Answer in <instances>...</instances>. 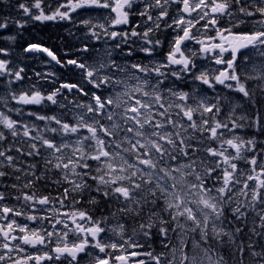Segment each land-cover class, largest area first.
<instances>
[{"label":"snow or ice","instance_id":"1","mask_svg":"<svg viewBox=\"0 0 264 264\" xmlns=\"http://www.w3.org/2000/svg\"><path fill=\"white\" fill-rule=\"evenodd\" d=\"M173 3L179 15L170 17ZM42 4L43 0H34L19 3L18 8L40 22L69 20L80 9L114 13L103 22L83 19L80 23L91 40L116 43L102 52L86 45L78 51L95 52V57L63 62L48 47L30 44L24 49L44 53L61 67L74 66L81 79L63 82L46 95L35 86L12 95L19 105L49 102L66 109L61 115L28 112L45 122L43 128L0 112V180L10 178L12 183L5 188L15 189V199L23 201L19 208L0 204V221H6L0 223L4 241L0 264H43L61 258L67 264H81L85 257L90 258L88 264H145L132 260L137 256H148L153 264H224L220 255L213 261L211 252L225 243V237L234 248L236 264L245 259L264 264V147L257 151L254 139L235 134L243 127L238 120L244 119L242 115L231 119L235 108L228 119L218 118L221 100L231 101L217 89L223 86L249 102L253 88L264 94V0H64L50 14ZM130 17L141 18V23ZM202 21L201 28H211L214 35L205 39L192 32ZM161 22L175 33L163 60L149 66L118 59L133 56L137 48L153 55L162 44L152 37L161 30ZM130 23L127 30H116ZM8 27L7 19L0 22V29ZM186 42L200 47L191 49ZM124 45L129 46L127 52ZM0 54L7 56L8 50L0 48ZM198 55L222 67L197 70ZM9 64L0 59V76L10 77L9 84L23 81L25 69ZM36 75L43 79L54 73ZM169 80H191L206 89L185 91L166 83ZM58 96L67 103H60ZM249 126L264 133L259 118ZM51 173L57 178H50ZM38 182L57 188L58 194L38 196ZM4 200L5 192L0 191V201ZM81 202H103L108 211L94 219L87 209L75 207ZM129 215L138 218L133 234L143 237V242L126 235L121 219ZM18 216L38 222V227L18 223L14 218ZM113 219L116 222L110 225ZM70 233L75 237L71 243ZM241 233L244 237L237 243ZM111 234L119 240L113 242ZM154 238L167 251L155 255L128 251L150 248ZM10 241L20 243L10 246ZM24 245L37 252L26 253ZM37 246L46 250L41 252ZM14 252L26 255L14 258Z\"/></svg>","mask_w":264,"mask_h":264},{"label":"rangeland","instance_id":"2","mask_svg":"<svg viewBox=\"0 0 264 264\" xmlns=\"http://www.w3.org/2000/svg\"><path fill=\"white\" fill-rule=\"evenodd\" d=\"M45 1V0H44ZM32 2H34V0H9V2L7 4L0 2L1 6L3 9H1V11H6L9 12L6 14V16H8V18H11V23H10V36L9 37H14V39H6L8 36H6V31L4 29H0V42H2V45L0 47L2 48H9L11 49L12 47H16V44L18 40L23 39L25 37V35L27 34L26 31L27 29L31 26V25H35V24H41V23H57V24H61L63 26V30L65 32L66 37L69 39V41L71 43H78L79 41L83 40V39H90V34L88 33L87 28L80 23L81 20L83 19H90L92 20L94 23L96 21H102L105 16H102L100 18V16L98 15V13H94V12H90V13H85L84 16H82L79 12L80 10H77V12H73L71 13V18L69 20H56V21H47V22H40V21H35L33 19H31L28 16H25L22 12V10H20L18 8V4L19 3H27V4H31ZM57 3H62V0H55L53 3H51V0H47L46 3L42 4V7L44 8V11L46 14H50L51 11H53L57 5ZM48 5H51L50 10L48 8ZM65 9H61V11H64ZM106 13H103V15H105ZM193 15H195V13H193ZM138 17H135L134 20H137ZM139 23H141V20H138ZM204 22L202 21L201 24H203ZM19 24H23V27H20ZM201 24H197L195 28L192 29L193 33H197L198 30L200 32V37H203L204 34H209V29H203L201 28ZM65 27H68L67 29H64ZM198 28V29H196ZM173 32L172 30L170 31V33L167 36V40L165 41H169L171 40V36H172ZM175 34H173L174 36ZM89 41V40H87ZM21 42V41H19ZM89 43H91V41H89ZM93 43V42H92ZM167 48V47H165ZM169 48V47H168ZM167 48V49H168ZM190 48L191 49H198V45L193 42L192 44H190ZM11 52V51H10ZM21 54V53H20ZM9 55V53H8ZM7 56H5L4 59L10 61L9 67L10 68H21L23 67L25 69L26 72V76H25V80L27 81L26 84H24V82L21 83L20 87L17 88L16 87V83L18 82H13L12 84H9L8 82H6V84L1 85L2 83H4L5 81H8V79H11L10 77H3V81L0 82V112H4L6 115L10 116L11 119L16 120V121H22L24 123L27 124H36V123H45L44 121H39L36 120L35 116H29L28 114L24 115L22 113V111H24V108L30 106L33 107V105H19L16 103L15 100L12 99V95L16 94L19 95L21 92H25V88L30 87V81L32 83H35L36 86L38 88H41L42 84H38V82H36L33 79H37L35 76H37V73H40V70H37L38 68L41 67V64H34L33 62H26L24 61H20L22 60V58L20 57V60L18 63L14 64V60L9 58ZM191 55V53H190ZM198 60L203 59V57H201L200 55H198L197 57ZM40 66V67H39ZM43 72V70H42ZM41 74V73H40ZM46 74H48L46 72ZM31 79H27L30 78ZM254 81H251L252 85L254 84ZM24 84V85H23ZM7 85V86H6ZM33 85V84H31ZM253 98H254V102L256 103L257 107H255L253 113L255 114L256 119L259 118L261 120V116L264 115V94L261 93V91L257 88H253ZM230 94V93H228ZM228 100L231 101V103H229L226 100H223L225 107H227V119L229 118L230 112L232 108H235L236 113L234 115H231V119H237L238 117H240L241 115L244 117L243 120H238V123L242 124L243 127L242 128H237L236 129V135H239V131L242 129H245L247 127H249V125H252L253 122L255 123V121H251L248 117V115L246 113H243L242 111H239V106H245L248 103L247 98H241L240 94H237L236 96H232V97H228ZM67 103V102H66ZM258 108V109H257ZM11 109V111H9ZM19 109L20 111L17 112L16 110ZM63 109H61L60 107L56 106L55 110L53 111H61ZM26 111H34L33 110H26ZM36 112V111H34ZM57 115H61V114H57ZM262 121V120H261ZM2 127V126H0ZM38 128H43V126H38ZM254 129H256V127H254ZM257 130V129H256ZM231 133H226V136H230ZM240 136V135H239ZM243 139H245L243 136H241ZM246 140V139H245ZM49 215H51V213H49ZM131 216V215H129ZM118 219V218H116ZM136 219L133 216H131L130 220L135 222ZM116 221L115 219L110 220V225L114 224ZM138 227V225H136L135 223L132 224L131 227V231L132 233H127L126 235H131L132 238L134 240H138L136 237L137 234H133V229ZM225 228L228 227L227 224L224 225ZM59 228V227H58ZM153 231H155V228L153 229ZM245 232H247V229H245ZM244 237V233H241L237 236V243H239L240 239ZM143 238V237H142ZM111 239H119V236L116 234H111ZM186 239L188 240L189 245H191L192 241L186 237ZM239 239V240H238ZM225 243H223L222 245H218L216 246V249L214 251L211 252V259L213 261H215L218 257V255L223 256V261L224 264H236L237 262V257L234 253V248L232 245H230L229 243H227V237L224 238ZM177 241L173 240V244H175ZM259 243V242H258ZM157 245V247H156ZM151 248H153L155 250V254L160 253L161 251H167L165 249H163V246L160 244L159 240H155L152 243V246L149 247H145L143 249H128V251H140V252H144V251H153L151 250ZM144 250V251H142ZM95 252V251H93ZM169 257H171V252L167 253ZM102 255V254H101ZM247 252H245V256L247 257ZM132 260H143L145 261V264H153V262L150 260V258L148 256H137V257H132ZM207 264V262H206ZM244 264V263H243ZM246 264H252L251 259H246Z\"/></svg>","mask_w":264,"mask_h":264},{"label":"flooded vegetation","instance_id":"3","mask_svg":"<svg viewBox=\"0 0 264 264\" xmlns=\"http://www.w3.org/2000/svg\"><path fill=\"white\" fill-rule=\"evenodd\" d=\"M47 2V0H45V3ZM112 16V15H111ZM171 16H176L174 12H171L170 14V17ZM5 19L8 20L9 22V27L4 29L6 31V33H10V19L8 18V16H5L4 17ZM135 17H130V21H134L135 23H139L138 20H141V18H138L137 20H134ZM0 22H4L3 20L0 21ZM132 26V24L130 23V25L128 26H117V29L116 30H119L120 27H123L125 28V30H127L128 28H130ZM141 29H137V31H140ZM97 31H99V29H97ZM162 31V28L161 30H158L157 32L153 33L152 34V37L154 39H160L162 41V44L160 47H158L154 54L149 56L141 51H139V49L137 48V51L135 52V54L131 57H127V56H118V59L120 61H124V60H130L132 62H139V63H143L145 65H149L151 66L152 64L158 62V61H161L163 60L164 58V54L168 51V47L171 46V40L169 41H165L167 39H164L162 38L163 33H161ZM234 31V30H233ZM209 34H204L203 37L201 38H207L209 36H212L214 35V33L212 32L211 28L209 29ZM173 37V35L171 36V38ZM116 43L115 41H111V40H108L107 43H105V40H100V41H94L93 44H91L93 47L97 48V49H100L101 52L103 51V48L105 46H111L112 44ZM188 43L189 47H190V44H192L193 42H186ZM86 45H89V44H73L71 46H69V50H65L62 48V46H48V48L50 50H52L58 57V59H60L62 62L63 61H66L68 59H74V58H80V59H84V60H88L89 59V56L91 57H95L97 54L95 52H92L90 51L89 53H82V52H79L78 49L86 46ZM196 45V44H195ZM128 45H124V50L125 52H127L128 50ZM132 47H136V45H132ZM167 47V48H165ZM199 45H198V49H199ZM22 51H24V48L22 47L21 48ZM72 50H74L72 52ZM12 57L15 59V60H19V58L21 57V54L19 53V50L14 47L12 49ZM69 56H66L68 55ZM114 55H116V53H114ZM186 55H190V52H187ZM228 54L226 53L225 56H227ZM4 55L0 54V58H3ZM201 57H203L201 55ZM29 59H32L34 60L35 63H42V68H43V76L46 77V72L49 71V73H54L53 76H51L50 78H41L39 77V81L40 83L39 84H44V88L43 90L41 91L42 93H44L45 95L46 94H50L52 91H54L58 86L59 84L63 83V82H79L81 77L79 76V71L78 69H76L74 66L72 67H69V66H65V67H61L60 65H57L56 63L52 64V63H48V62H45L43 60V58H39V57H30ZM89 62H91V60H89ZM195 63L197 64V70L201 69V68H207L208 70H212L213 68H220L222 66L220 65H214L212 62H211V59H200L198 60L197 58L195 59ZM212 65H214V67H212ZM166 83H169V84H172L173 87H178L179 89H182V90H185V91H191L192 89L196 88V87H202V88H205L206 89V86H202L199 84V82H195L193 83L191 80H189L187 83H184L183 81H172V80H169V81H166ZM35 86L36 89H39L38 87H36V85L33 83V85H31L30 87H27L25 88V91H30L32 89V87ZM217 89H218V94L220 96H227L228 95V90L223 88V86H219L217 85ZM40 90V89H39ZM207 94H211V90H207ZM58 98L62 99V100H65L63 96H58ZM69 99H71V96H69ZM77 99H83L82 97H77ZM52 106L49 102H45L44 105H41V106H36L37 107V110L38 111H50L52 109ZM5 144H7L8 142L5 141L4 142ZM51 175V174H50ZM23 179L21 181H18V183H23ZM12 183V180L8 177H5L3 180H0V191H4L5 192V200L4 201H0V204H4L6 206H9V207H17L19 208L20 205L23 203V201H17L15 199V195H16V190L11 188V187H7L5 188V185H9ZM32 189H24V191H31ZM35 191H36V188H35ZM23 210H26V209H23ZM34 214V213H33ZM9 216H11V214H8ZM18 223H21V224H27L29 226V228H36L38 227V222L34 223L32 221H28L26 220L23 216H18V217H14ZM118 219H120L119 217H117ZM131 216H128L127 219H121V222H123L125 224V227H126V232L127 233H132V231L130 230V225L128 223V221L130 220ZM0 223H6V221H0ZM46 225H47V221L44 222ZM59 227V226H57ZM16 235H23L22 233H15ZM132 235V234H131ZM138 238V240L140 241L141 240V236H136ZM53 242L55 243V240H56V237L54 236L53 238ZM68 241L69 243H71L75 237L70 233L69 236H68ZM143 239V238H142ZM119 239H113V242H116L118 241ZM3 239L2 237H0V245H2L3 243ZM10 246L12 244H19L20 242L19 241H10ZM54 243L53 244H49L48 245V249H51L52 247H54ZM25 249H26V253L30 252V253H36L37 252V248H31L30 246H27V245H24ZM38 248H40V251L43 252L45 251L46 249L44 248H41L40 246H37ZM90 251H96L94 249H90ZM26 253H12L13 257L14 258H21L22 256L26 255ZM81 256H84V254H81ZM89 257H85L82 261H81V264H88V261H89ZM10 264V262H9ZM30 264H32V262H30ZM43 264H67V261L64 260L63 258H61L60 261H55V262H52V261H45L43 262Z\"/></svg>","mask_w":264,"mask_h":264},{"label":"trees","instance_id":"4","mask_svg":"<svg viewBox=\"0 0 264 264\" xmlns=\"http://www.w3.org/2000/svg\"><path fill=\"white\" fill-rule=\"evenodd\" d=\"M49 30V31H48ZM47 30V27H39V33L37 34V37L36 39H34V41L32 40L31 43H39V44H42V45H47L48 44V41L47 39L51 36V41L55 42V41H58L60 40V36L58 34V32H51V30L48 28ZM48 33H50V36H48ZM48 36V37H47ZM43 182H38V184H40ZM48 188V187H46ZM101 209L104 208L106 209L105 205L103 204V202H101L100 204H97ZM239 240V239H238ZM157 246V245H156ZM244 264H246V259L244 260L243 262Z\"/></svg>","mask_w":264,"mask_h":264}]
</instances>
